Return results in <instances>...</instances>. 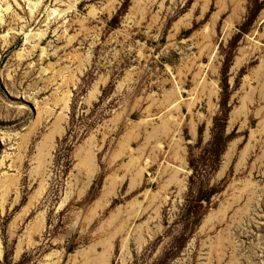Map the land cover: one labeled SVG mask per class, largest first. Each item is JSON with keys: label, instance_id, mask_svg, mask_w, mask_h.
<instances>
[{"label": "rangeland", "instance_id": "1", "mask_svg": "<svg viewBox=\"0 0 264 264\" xmlns=\"http://www.w3.org/2000/svg\"><path fill=\"white\" fill-rule=\"evenodd\" d=\"M0 264H264V0H0Z\"/></svg>", "mask_w": 264, "mask_h": 264}, {"label": "bare ground", "instance_id": "2", "mask_svg": "<svg viewBox=\"0 0 264 264\" xmlns=\"http://www.w3.org/2000/svg\"><path fill=\"white\" fill-rule=\"evenodd\" d=\"M10 8H8L7 10H9ZM28 37H29V40H28V42L30 41V42H34L37 38H39L40 39V37H41V34H39V35H37V34H35V35H32V34H29L28 35ZM31 44V43H30ZM34 48H35V46H33ZM20 57H22L23 58V56L22 55H20ZM49 136V135H48ZM205 227V226H204Z\"/></svg>", "mask_w": 264, "mask_h": 264}]
</instances>
